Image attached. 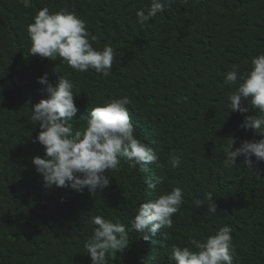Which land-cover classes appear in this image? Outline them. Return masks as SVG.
<instances>
[{
    "label": "trees",
    "instance_id": "1",
    "mask_svg": "<svg viewBox=\"0 0 264 264\" xmlns=\"http://www.w3.org/2000/svg\"><path fill=\"white\" fill-rule=\"evenodd\" d=\"M149 3L32 0L25 8L21 0H0V264H92L83 245L93 235L94 216L129 225L140 203L175 187L184 204L173 226L148 241L130 232L128 248L110 251L108 264H174L173 245L194 249L193 240L225 225L232 229L233 264H264V162L254 165L257 174L243 157L223 166L230 137L234 148L260 139L240 127L258 110L242 100L249 113L230 111L236 86L223 80L233 66L247 72L251 58L264 53V0H176L141 26L136 11ZM43 7L75 12L96 37L94 48L113 47L109 77L30 55L26 28ZM45 73L54 86L61 76L73 82L74 131L86 127L87 109L129 97L134 135L155 150L157 163L140 172L122 161L110 185L94 195L45 187L31 163L43 147L33 143L40 128L30 119L31 106L44 98L37 78ZM170 154L179 157L178 167L169 165ZM157 178L161 182L149 188ZM209 193L214 215L207 210ZM196 198L203 207L193 205Z\"/></svg>",
    "mask_w": 264,
    "mask_h": 264
},
{
    "label": "clouds",
    "instance_id": "2",
    "mask_svg": "<svg viewBox=\"0 0 264 264\" xmlns=\"http://www.w3.org/2000/svg\"><path fill=\"white\" fill-rule=\"evenodd\" d=\"M176 0H150L149 6L136 11V22L145 25L157 14L163 13L166 5ZM188 0H179L186 4ZM25 8L31 7L32 0H21ZM30 55L41 59L60 60L78 72L94 70L107 78L112 73L115 52L112 46L105 45L102 50L93 47L96 37L89 36L87 23L69 9L50 12L48 7L39 9L33 16V22L27 25ZM42 85L44 96L31 106L30 119L38 124L40 131L33 143L43 147V156H35L31 163L42 177L47 188H71L76 192L85 189L94 195L102 192L112 182L110 173L117 170L123 161L130 169L146 172L149 164H156L159 157L155 150L137 138L136 128L128 105L129 97L112 99L99 104L88 111L86 127L73 130V119L78 112L75 103L74 84L70 79L59 78L54 86L48 75L37 78ZM223 83L236 86L228 97L229 110L240 114L249 113V107L242 106V100L248 101L259 115H246L240 125L260 137L259 140H244L234 148L235 137L224 149L225 168L237 165V158L243 157V164L253 173L254 165L264 162V53L251 58L250 69L240 73L236 66L228 71ZM186 100V97H180ZM253 157L255 158L253 160ZM169 165L179 166V157L170 154ZM160 178L149 182L148 187L155 189ZM207 210L216 214L217 205L212 195H207ZM184 204L182 189L175 187L170 193L161 194L146 203H140L129 225L118 220L94 216L93 235L83 247L90 256L92 264H108L110 251L123 252L129 245V233L135 231L148 241L162 229L173 226L172 217ZM196 208L204 206V200H193ZM232 229L225 225L205 240H193V248L173 245L169 259L174 264H233L234 248Z\"/></svg>",
    "mask_w": 264,
    "mask_h": 264
}]
</instances>
